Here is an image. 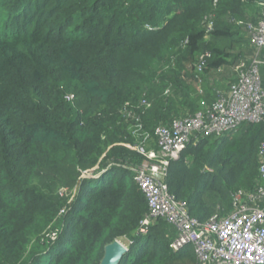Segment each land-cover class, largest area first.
<instances>
[{"label":"trees","instance_id":"1","mask_svg":"<svg viewBox=\"0 0 264 264\" xmlns=\"http://www.w3.org/2000/svg\"><path fill=\"white\" fill-rule=\"evenodd\" d=\"M263 15L255 0H0V264H99L115 240L120 264H198L167 223L138 233L137 146L157 151L158 126L227 92ZM262 140L263 122L192 138L170 194L200 223L227 216L255 193Z\"/></svg>","mask_w":264,"mask_h":264},{"label":"built area","instance_id":"2","mask_svg":"<svg viewBox=\"0 0 264 264\" xmlns=\"http://www.w3.org/2000/svg\"><path fill=\"white\" fill-rule=\"evenodd\" d=\"M246 30L254 51L248 60L235 66L236 81L227 92L204 112L176 119L168 127L158 126L154 131L157 151L148 149L150 139L145 136L137 146L145 162L132 169L147 203L138 233L146 235L157 221L167 223L176 232L171 248L180 251L190 246L198 264H264V140L258 148L255 193L234 194V209L227 216L215 215L200 223L190 217L185 203L175 200L164 182L170 162L180 158L192 138L222 137L244 124L264 123L260 76V68L264 67V15L257 24L247 23Z\"/></svg>","mask_w":264,"mask_h":264},{"label":"water","instance_id":"3","mask_svg":"<svg viewBox=\"0 0 264 264\" xmlns=\"http://www.w3.org/2000/svg\"><path fill=\"white\" fill-rule=\"evenodd\" d=\"M264 5V0H255ZM100 175V174H99ZM128 248L119 240H115L104 246L103 255L99 264H120L122 258L127 254Z\"/></svg>","mask_w":264,"mask_h":264},{"label":"crops","instance_id":"4","mask_svg":"<svg viewBox=\"0 0 264 264\" xmlns=\"http://www.w3.org/2000/svg\"><path fill=\"white\" fill-rule=\"evenodd\" d=\"M252 49H253V51H254V47L252 46ZM261 56L262 57H264V51H262V54H261ZM251 57V55L249 56V58ZM248 58V59H249ZM247 59V60H248ZM240 62H243V61H240ZM238 64V63H237ZM236 64V65H237ZM235 65V66H236ZM235 66L233 67V68H231V69H229L228 71L229 72H227L226 73V75H225V79H227L228 81H230V83L232 84V83H234L235 81H236V73H235ZM224 71V70H223ZM225 72V71H224ZM260 76H261V79H262V83H263V86H264V67H261L260 68ZM227 90V87L223 90L224 92ZM221 93H223V92H221ZM172 231H173V233L174 234H172V238H174L175 237V235H176V232L174 231V229H172Z\"/></svg>","mask_w":264,"mask_h":264},{"label":"rangeland","instance_id":"5","mask_svg":"<svg viewBox=\"0 0 264 264\" xmlns=\"http://www.w3.org/2000/svg\"><path fill=\"white\" fill-rule=\"evenodd\" d=\"M148 27V26H147ZM146 27V28H147ZM251 42V41H250ZM219 83V82H218ZM220 84V85H219ZM219 84H217L216 85V89H217V91H218V93L220 94L225 88H224V86L221 84V83H219ZM144 146H145V144H144ZM146 146H149V144L148 145H146Z\"/></svg>","mask_w":264,"mask_h":264},{"label":"clouds","instance_id":"6","mask_svg":"<svg viewBox=\"0 0 264 264\" xmlns=\"http://www.w3.org/2000/svg\"><path fill=\"white\" fill-rule=\"evenodd\" d=\"M263 6H264V5H263ZM98 175H99V174H98ZM98 175H97V176H93V177L91 176V178L99 177ZM123 244H124V243H123ZM124 245H125V244H124ZM125 246H126V245H125ZM126 247H127V246H126Z\"/></svg>","mask_w":264,"mask_h":264}]
</instances>
